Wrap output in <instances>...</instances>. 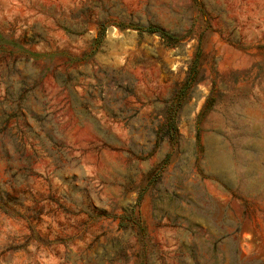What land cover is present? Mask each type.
<instances>
[{"label":"rangeland","instance_id":"obj_1","mask_svg":"<svg viewBox=\"0 0 264 264\" xmlns=\"http://www.w3.org/2000/svg\"><path fill=\"white\" fill-rule=\"evenodd\" d=\"M0 264H264V0H0Z\"/></svg>","mask_w":264,"mask_h":264},{"label":"trees","instance_id":"obj_2","mask_svg":"<svg viewBox=\"0 0 264 264\" xmlns=\"http://www.w3.org/2000/svg\"><path fill=\"white\" fill-rule=\"evenodd\" d=\"M173 122V121H172ZM174 123V122H173ZM174 129V128H173ZM175 130H176V128H175Z\"/></svg>","mask_w":264,"mask_h":264}]
</instances>
